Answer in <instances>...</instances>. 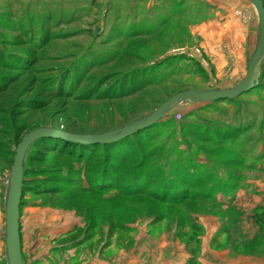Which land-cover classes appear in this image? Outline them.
<instances>
[{
  "label": "rangeland",
  "instance_id": "rangeland-1",
  "mask_svg": "<svg viewBox=\"0 0 264 264\" xmlns=\"http://www.w3.org/2000/svg\"><path fill=\"white\" fill-rule=\"evenodd\" d=\"M213 2L0 0V234L14 150L33 128L103 132L176 92L232 86L193 56ZM131 22L158 32L131 40ZM44 138L23 175L24 264H264V84L178 104L107 146Z\"/></svg>",
  "mask_w": 264,
  "mask_h": 264
},
{
  "label": "water",
  "instance_id": "water-1",
  "mask_svg": "<svg viewBox=\"0 0 264 264\" xmlns=\"http://www.w3.org/2000/svg\"><path fill=\"white\" fill-rule=\"evenodd\" d=\"M253 5L258 17V44L248 60L245 76L235 85L225 88H190L170 95L152 111L121 127L98 132L81 133L57 127L39 126L27 132L14 150L4 194V242L7 264H24L19 235L20 203L23 190V174L27 155L32 144L39 138L53 136L82 144H109L148 128L164 117L178 104L189 102L220 101L234 99L259 83V66L264 57V1L247 0Z\"/></svg>",
  "mask_w": 264,
  "mask_h": 264
},
{
  "label": "crops",
  "instance_id": "crops-1",
  "mask_svg": "<svg viewBox=\"0 0 264 264\" xmlns=\"http://www.w3.org/2000/svg\"><path fill=\"white\" fill-rule=\"evenodd\" d=\"M213 5L217 6L215 14L193 26L192 31L202 40L193 56L205 57L215 75L222 77V85L233 86L245 76L248 60L258 44V17L247 0H218ZM259 71V83L264 84V57ZM234 77L239 80L232 83Z\"/></svg>",
  "mask_w": 264,
  "mask_h": 264
},
{
  "label": "trees",
  "instance_id": "trees-1",
  "mask_svg": "<svg viewBox=\"0 0 264 264\" xmlns=\"http://www.w3.org/2000/svg\"><path fill=\"white\" fill-rule=\"evenodd\" d=\"M144 27H146V29L145 30H143V28ZM148 28V29H147ZM151 28V29H150ZM156 30V28H152L151 27V24L150 23H144V22H138V23H135V22H131V33H130V35H131V40L132 39H135V38H138V37H141V36H143V35H148V34H150L151 35V33H153L154 31ZM155 32H158V30H156ZM260 85V84H259ZM258 85V86H259ZM167 99V98H166ZM165 99V100H166ZM225 100H229V99H225ZM230 100H232V99H230ZM154 125V124H153ZM149 128V127H148ZM142 131V130H141ZM138 132H140V131H138ZM137 132V133H138ZM137 133H135V134H133V135H130V136H134V135H136ZM47 138V137H46ZM127 138V137H126ZM40 139H45L44 137H41V138H39V139H37V140H40ZM48 140H55L56 142H61V141H59L58 139H53V138H47ZM125 139V138H124ZM37 140L35 141V142H37ZM58 140V141H57ZM34 142V143H35ZM34 143L32 144V146L34 145ZM110 144H113V143H109V144H87L88 146L89 145H102V146H107V145H110ZM76 145V143L74 144V143H72L71 144V146L72 147H74ZM78 145H80V143H78ZM86 145V146H87ZM27 157H28V155H27ZM27 160V159H26ZM25 168H24V172H25ZM24 175V174H23ZM23 189H24V176H23ZM22 194H23V190H22ZM192 256V255H191ZM183 264H195L194 263V259H193V256L192 257H190V259L187 261V262H185V263H183Z\"/></svg>",
  "mask_w": 264,
  "mask_h": 264
},
{
  "label": "built area",
  "instance_id": "built-area-1",
  "mask_svg": "<svg viewBox=\"0 0 264 264\" xmlns=\"http://www.w3.org/2000/svg\"><path fill=\"white\" fill-rule=\"evenodd\" d=\"M178 117H179V115H178Z\"/></svg>",
  "mask_w": 264,
  "mask_h": 264
}]
</instances>
